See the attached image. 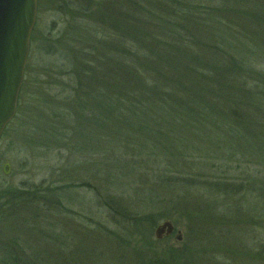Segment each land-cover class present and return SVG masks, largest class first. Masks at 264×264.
Masks as SVG:
<instances>
[{
	"label": "trees",
	"instance_id": "trees-1",
	"mask_svg": "<svg viewBox=\"0 0 264 264\" xmlns=\"http://www.w3.org/2000/svg\"><path fill=\"white\" fill-rule=\"evenodd\" d=\"M85 1L86 8L68 6L66 13L71 23L58 52L61 61L67 62L53 84L61 91L44 94L28 118L36 132L33 147L57 152L58 163L73 169L95 164L100 157L106 174L126 170L131 163L133 168L127 169L131 174L144 169L151 187L147 193L144 189L136 192L139 204L147 212L161 206L163 219L168 221L186 220L193 252L200 258L185 248L169 253L171 264L176 260L179 264H242L238 258L245 255L263 256L264 242L256 243L253 229L264 230V129L256 128L264 121V73L252 68L240 50L245 40L230 30L239 28L244 35L246 28L253 27L264 36L261 0L168 4L139 0L136 5L133 2L138 0H111L106 8ZM198 24L211 29L213 38L192 34L190 27ZM61 76L65 84L58 80ZM27 81L26 67L16 114L7 127L20 116L23 106L30 108L25 100ZM222 148L257 160L263 171L243 169L239 176L223 171L225 176H216L219 168L228 167L216 169L207 161L180 175L172 173L166 161L175 156V164L183 167L188 151L218 160ZM86 168L91 169L90 165ZM211 169V174H204ZM116 177L112 187L119 186ZM55 183L53 177L27 188L1 191L0 214L4 217L13 201L44 214H66L60 197L67 189H91L89 184ZM193 190L205 198V204L190 198ZM121 195L117 193V199L98 190L96 198L110 216L127 217L131 213ZM219 198L222 202L216 207ZM201 206L210 213V222L214 221L202 233L211 237L218 254L196 252L198 233L201 237L202 233L191 228L203 225L202 212L197 211ZM14 250L13 245L3 247L0 264H28ZM145 263L169 264L159 258Z\"/></svg>",
	"mask_w": 264,
	"mask_h": 264
},
{
	"label": "rangeland",
	"instance_id": "rangeland-1",
	"mask_svg": "<svg viewBox=\"0 0 264 264\" xmlns=\"http://www.w3.org/2000/svg\"><path fill=\"white\" fill-rule=\"evenodd\" d=\"M91 1L93 6L97 8L99 6L106 8L109 5L108 1L111 0ZM159 1L162 4H168L176 0H155L154 3H160ZM123 2L119 3L122 4ZM133 3L136 5L139 0ZM260 4L264 6V0H261ZM74 5L86 8L87 1L36 0V21L30 37L26 65L29 88L27 87L28 96H26V99L24 97L30 108L26 107L25 109V106H23L20 116L5 128L0 138V192L8 188L17 190L22 187L27 188L28 186L38 185L41 179H53V177L54 181L57 180L56 185L64 183L89 184L91 189L86 186L68 188L67 192L60 197V202L69 213H61L62 215L59 213L54 215L53 211L44 214V212L38 211L37 208L30 207L31 205L27 203L18 204L13 201L5 216L2 217L0 214L2 218H0V260L3 258L1 249L13 245L15 255H19L23 260L25 259L24 261H28V264H146L145 262L149 258H159L171 264L169 253L185 250V248L190 253L192 252L190 254L192 257L200 261V258L193 252V243L189 239L188 230H186L188 225L186 220L168 221L163 219L161 206L155 207L153 212H147L139 204V194H136V192L144 189L147 193L151 187L150 182L147 180L150 175L144 169L131 174L127 169L132 167V163L126 170L116 169L118 171L115 173L117 175L116 182L119 186L114 185L112 187L111 184L115 174H106L103 162H100L101 157L99 162L95 164L89 162L86 165H81L79 169H73L72 166L58 163L57 152L49 153L45 150L36 149L32 145L36 139V132L35 127L31 128L28 118L32 117L33 109L39 104L44 94L53 96L56 92L61 91L53 84L57 80V73L62 72L61 65H64L67 60L66 62L63 61L64 63L61 61L58 50L60 49V42H63L61 39L67 33L71 23V19L66 18V13L69 10L68 6ZM88 6H91L90 1ZM118 7L119 4H117ZM218 16L219 14L216 12L212 19L216 22ZM230 16L233 18V15ZM138 20L142 23L145 22L142 19ZM225 23L228 24V21H225ZM194 27L196 28L194 29ZM201 27V24L193 25V28L190 27V31L200 37L207 35L213 38L214 35L211 29L206 27V30H204ZM146 30L149 31L148 27ZM230 30L245 40L246 45L243 44L244 48L240 50H243L242 55L250 60L252 68L264 73V58L259 57V55L264 57V36L255 33L253 27L246 28L244 35L240 34L241 30L239 28ZM255 46L260 48L257 49ZM66 58L70 59L67 55ZM69 67H71V59L69 60ZM58 80L65 84L66 78L61 76ZM36 123L35 126H37ZM256 128L264 129V121L259 122ZM165 157L168 158V156ZM202 157L204 156L188 151L186 164L183 167L175 164V156L168 160L165 159L171 165V172L180 175L189 173L188 171L194 168V164L206 163L207 161H209L211 167L215 164L216 169L223 165L228 167L219 168L216 176H225V174H222L223 171H228L237 176L243 169H249L250 173L251 170L263 171L262 164L257 160L252 162V158L235 153L232 150H224V148H222L218 160L208 157L202 159ZM4 164L9 166L7 175L2 173ZM250 164L252 165L250 166ZM88 165L91 169L86 168ZM121 170L124 171L121 172ZM219 170H221V173ZM212 172L213 169L204 174L208 175ZM141 175H143V178ZM98 190L102 194L107 192L113 197H115L114 195L118 197L117 193L119 192L122 193L125 208L131 215L128 214L127 217L110 216L106 208L100 206L97 202ZM190 196L195 203L205 204V198L200 199L201 196L196 194L194 190ZM221 202V198L217 199L215 201L216 207ZM202 209H205V207L199 208L197 211L202 212L200 216L203 225L200 229H196L194 226L191 228L196 231L199 230L201 233L205 232L207 228H211V224H214L213 220L210 222V213L208 214L207 211L205 212ZM163 222H170L174 226V232L179 231L181 233L182 240L180 242L174 239L173 234L164 236L160 240L155 239L154 231ZM190 225L189 223V227ZM205 228L206 230L203 231ZM198 235L199 242L195 244L200 245V247L196 251L197 253L200 249V254L203 255L220 253L214 250L209 235L206 236L205 233H202V237L199 233ZM204 236L206 237L204 238ZM253 239L257 241V244L260 241L264 242V230L261 228L253 229ZM187 240H189V243ZM184 241H187L188 247L183 246ZM238 259H241L239 262L242 264H264V255H251V257L245 255ZM173 264H179V261L176 260Z\"/></svg>",
	"mask_w": 264,
	"mask_h": 264
},
{
	"label": "water",
	"instance_id": "water-1",
	"mask_svg": "<svg viewBox=\"0 0 264 264\" xmlns=\"http://www.w3.org/2000/svg\"><path fill=\"white\" fill-rule=\"evenodd\" d=\"M36 21V0H0V138L16 114L18 97L29 55L30 37ZM8 164L2 173L7 175ZM170 222H163L154 231L155 239L174 235Z\"/></svg>",
	"mask_w": 264,
	"mask_h": 264
}]
</instances>
